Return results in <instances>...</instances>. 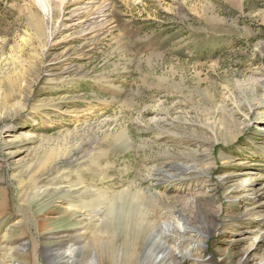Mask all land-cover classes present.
Masks as SVG:
<instances>
[{
    "label": "rangeland",
    "instance_id": "1",
    "mask_svg": "<svg viewBox=\"0 0 264 264\" xmlns=\"http://www.w3.org/2000/svg\"><path fill=\"white\" fill-rule=\"evenodd\" d=\"M111 1L0 0V264H264V0Z\"/></svg>",
    "mask_w": 264,
    "mask_h": 264
},
{
    "label": "bare ground",
    "instance_id": "2",
    "mask_svg": "<svg viewBox=\"0 0 264 264\" xmlns=\"http://www.w3.org/2000/svg\"><path fill=\"white\" fill-rule=\"evenodd\" d=\"M41 3L44 9L53 7L55 0H36ZM61 5H66L69 0H59ZM77 7L74 8V13L71 16V21L75 22L73 26H79V33L81 37L87 40L98 38L100 35L112 29L113 21L110 18V9L112 6L111 0H74ZM90 27V28H89ZM6 200L0 195V209L5 207ZM115 208H109L110 214L115 213ZM168 226V224H164ZM187 225V224H186ZM189 245H194L193 237H190ZM101 249L102 248L101 246ZM67 256L74 255L73 249L66 251ZM106 262H99L105 264ZM107 264V263H106ZM201 264H209V260L203 261Z\"/></svg>",
    "mask_w": 264,
    "mask_h": 264
}]
</instances>
